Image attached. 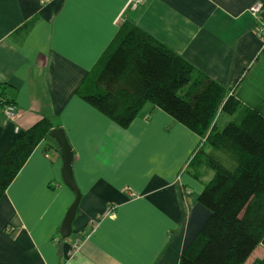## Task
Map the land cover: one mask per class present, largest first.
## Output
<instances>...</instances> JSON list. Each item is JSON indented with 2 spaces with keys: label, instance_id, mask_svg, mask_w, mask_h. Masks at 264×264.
Returning a JSON list of instances; mask_svg holds the SVG:
<instances>
[{
  "label": "crops",
  "instance_id": "obj_1",
  "mask_svg": "<svg viewBox=\"0 0 264 264\" xmlns=\"http://www.w3.org/2000/svg\"><path fill=\"white\" fill-rule=\"evenodd\" d=\"M258 1L0 0V157L48 118L72 149L80 192L62 239L74 194L56 143H39L0 200V264L179 263L209 217L197 198L211 173L188 169L202 140L149 104L123 129L76 92L128 21L264 117V49L249 12ZM2 100L14 107L5 123Z\"/></svg>",
  "mask_w": 264,
  "mask_h": 264
},
{
  "label": "trees",
  "instance_id": "obj_2",
  "mask_svg": "<svg viewBox=\"0 0 264 264\" xmlns=\"http://www.w3.org/2000/svg\"><path fill=\"white\" fill-rule=\"evenodd\" d=\"M227 92L128 21L76 92L123 129L149 104L202 140L188 169L196 179L199 172L211 173L197 198L209 217L178 264H244L258 246L264 248V117ZM222 117L227 121L219 128ZM54 128L43 118L17 133L0 157V200ZM254 264H264V256Z\"/></svg>",
  "mask_w": 264,
  "mask_h": 264
},
{
  "label": "water",
  "instance_id": "obj_3",
  "mask_svg": "<svg viewBox=\"0 0 264 264\" xmlns=\"http://www.w3.org/2000/svg\"><path fill=\"white\" fill-rule=\"evenodd\" d=\"M48 137L56 143L60 151V158L62 163L61 166L62 182L74 194V201L67 209L59 228V233L61 238L66 239L71 235L72 232L71 226L80 202V192L73 179V173H72L73 153L66 139L64 131L60 128H54L49 132Z\"/></svg>",
  "mask_w": 264,
  "mask_h": 264
},
{
  "label": "built area",
  "instance_id": "obj_4",
  "mask_svg": "<svg viewBox=\"0 0 264 264\" xmlns=\"http://www.w3.org/2000/svg\"><path fill=\"white\" fill-rule=\"evenodd\" d=\"M134 2H137L139 0H133ZM250 14L253 16L256 26H255V34L258 37V39L262 43V47L264 49V0L256 2L251 8L249 9ZM2 104H5V101H2ZM3 114H4V123L7 120H12L14 117V107L8 104H5L3 106ZM107 215H112L111 209L108 210L106 213ZM95 221L90 222L89 226L91 224H95ZM79 246L78 244H75L72 248L71 256L77 254Z\"/></svg>",
  "mask_w": 264,
  "mask_h": 264
},
{
  "label": "rangeland",
  "instance_id": "obj_5",
  "mask_svg": "<svg viewBox=\"0 0 264 264\" xmlns=\"http://www.w3.org/2000/svg\"><path fill=\"white\" fill-rule=\"evenodd\" d=\"M139 1H137V3H138ZM136 3V2H135ZM132 4H134V3H132ZM3 101V100H2ZM5 104H2V106H4ZM225 119L226 118H224V117H222V118H220L219 120H218V127L219 128H223V126L225 125ZM50 139V138H49ZM47 140V139H46ZM90 224V223H89ZM89 224H88V226H87V231H86V234L87 233H89L90 231H92L93 229H94V226H95V224L93 225V224H91L90 226H89ZM73 247H74V245H73ZM72 247V248H73ZM262 250H264V248L263 247H261V246H258V248H256L255 249V251L253 252V254L249 257L250 259H247V262H245L244 264H254V261L255 260H259L261 257H262V254H263V251ZM72 256H74V255H72ZM71 256V257H72ZM256 258V259H255Z\"/></svg>",
  "mask_w": 264,
  "mask_h": 264
}]
</instances>
